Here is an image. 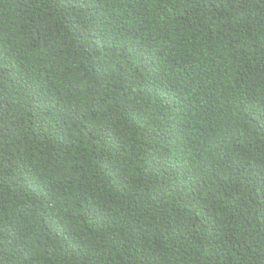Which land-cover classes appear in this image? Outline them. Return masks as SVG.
Wrapping results in <instances>:
<instances>
[{"label": "trees", "instance_id": "1", "mask_svg": "<svg viewBox=\"0 0 264 264\" xmlns=\"http://www.w3.org/2000/svg\"><path fill=\"white\" fill-rule=\"evenodd\" d=\"M0 264H264V0H0Z\"/></svg>", "mask_w": 264, "mask_h": 264}]
</instances>
